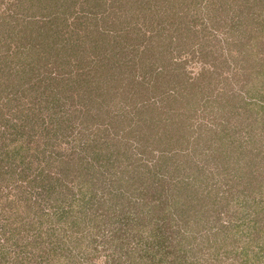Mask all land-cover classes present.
Listing matches in <instances>:
<instances>
[{
  "label": "trees",
  "instance_id": "16d2710c",
  "mask_svg": "<svg viewBox=\"0 0 264 264\" xmlns=\"http://www.w3.org/2000/svg\"><path fill=\"white\" fill-rule=\"evenodd\" d=\"M30 1L7 0L12 13L0 12V264H68L57 260L83 245L93 257L97 242L110 250L108 264H264V177L259 200L252 195L259 213L218 212L197 224L178 194L196 178L131 171L135 149L120 131L140 125L144 109L162 113L164 96L137 87L162 71L121 69L117 34L92 18L106 0H44L40 16L16 9ZM72 15L78 29L69 31Z\"/></svg>",
  "mask_w": 264,
  "mask_h": 264
},
{
  "label": "rangeland",
  "instance_id": "374dc122",
  "mask_svg": "<svg viewBox=\"0 0 264 264\" xmlns=\"http://www.w3.org/2000/svg\"><path fill=\"white\" fill-rule=\"evenodd\" d=\"M106 1L102 6L108 9L96 7L92 18L117 34L115 41L121 47L115 56H127L121 69L147 76L162 71L155 74L152 85L137 86L153 99L164 96L162 113L156 107L144 109L140 125L129 121L120 125L125 142L135 149L129 158L134 163L131 171L147 168L151 177L159 171L170 181L196 178L192 184L180 185L178 194L200 226L207 214L259 213L252 195L259 200V179L264 177V83L259 82L264 80L259 75L264 70L259 61L264 57V0H144L140 7L141 0ZM30 2L16 9L28 15L47 13L44 0ZM9 7L7 0L0 2L3 14L12 13ZM74 18L67 20L69 31L78 29ZM175 93L178 97L173 101L166 98ZM175 108L177 114H171ZM133 195L139 194L133 191ZM262 211L259 217H264ZM97 245L93 257L81 253L83 245L57 261L75 264L76 259L71 261L76 256L70 254L77 253L82 263L108 264L110 250L102 242ZM178 261L175 264L184 263Z\"/></svg>",
  "mask_w": 264,
  "mask_h": 264
}]
</instances>
